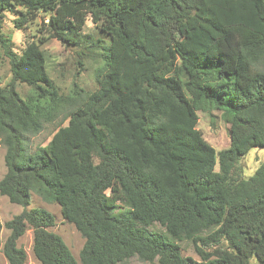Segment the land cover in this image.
I'll return each instance as SVG.
<instances>
[{"label": "trees", "instance_id": "1", "mask_svg": "<svg viewBox=\"0 0 264 264\" xmlns=\"http://www.w3.org/2000/svg\"><path fill=\"white\" fill-rule=\"evenodd\" d=\"M7 14L19 31L40 27L21 53L2 30ZM51 40L74 48L83 72L91 63L94 88L56 85ZM0 45L11 72L0 195L23 208L0 222L9 264H27L28 230L41 264H79L50 231L54 215L28 209L33 193L82 235L81 264H264V162L248 179L238 169L264 149V0H0ZM199 112L230 126L229 148L204 139ZM49 125L51 141L33 148Z\"/></svg>", "mask_w": 264, "mask_h": 264}, {"label": "rangeland", "instance_id": "2", "mask_svg": "<svg viewBox=\"0 0 264 264\" xmlns=\"http://www.w3.org/2000/svg\"><path fill=\"white\" fill-rule=\"evenodd\" d=\"M15 17L11 14H7L3 24L2 30L7 35L13 38V49L16 52H20L25 47L26 41H32L34 35H38L37 30L40 27L32 25L26 30H17L14 26ZM86 33L92 34L95 38L103 37L98 29L94 27L91 21H88L86 27ZM48 58V71L50 77L63 91L71 89L72 83L77 80L87 89L94 88V78L92 74V65L88 62L90 69L82 71V68L77 64L78 56L74 48H69L63 45L57 40H51L43 46ZM10 64L7 57L4 55L0 45V85L4 86L11 78ZM21 93L26 94L29 90L25 85L20 87ZM209 116L207 114L199 112V123L197 129H199L204 139L216 150L218 153L221 150L227 149L230 146V126L225 123L220 117L217 120V125L213 128L210 125ZM67 125V123L65 124ZM64 125V126H65ZM56 128L54 125L46 126L45 129L38 135L31 138V144L33 148L38 146H46L52 139ZM6 148L0 143V180L6 174L5 165ZM264 162V149H252L239 163L238 169L240 174L244 178H250L254 175L255 171ZM219 166H217V170ZM42 208L52 213L56 219V225L50 229V231L60 235L67 246L72 251L73 255L80 263L79 254L85 244V240L78 232L76 227L69 223L62 215L61 207L57 204H49L44 202L39 196L33 193L31 205L28 209ZM23 208L12 204L7 197L0 195V222L5 225L6 222L12 220L15 216L21 214ZM155 230L164 231L159 225L154 227ZM10 231L3 227L1 234L0 245V264H9L4 253L3 244L8 238ZM182 254L186 257H192L195 260H199L200 257L196 253L195 247L192 242L183 241L179 242ZM18 246L25 250L27 253V264H41L34 255L33 252V231L28 230L23 237L18 241ZM123 264H148L141 262L138 258H132Z\"/></svg>", "mask_w": 264, "mask_h": 264}]
</instances>
